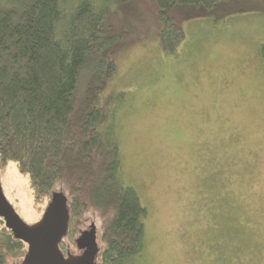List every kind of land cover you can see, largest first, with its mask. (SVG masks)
<instances>
[{"label":"rangeland","instance_id":"374dc122","mask_svg":"<svg viewBox=\"0 0 264 264\" xmlns=\"http://www.w3.org/2000/svg\"><path fill=\"white\" fill-rule=\"evenodd\" d=\"M145 27L148 38L117 57L104 92L125 91L113 115L120 175L148 210L137 261L264 264V14L188 20L174 54L163 50L154 23ZM0 175L24 220H38L16 163ZM91 221L99 226L89 212L86 227ZM231 225L241 228L235 241Z\"/></svg>","mask_w":264,"mask_h":264},{"label":"trees","instance_id":"16d2710c","mask_svg":"<svg viewBox=\"0 0 264 264\" xmlns=\"http://www.w3.org/2000/svg\"><path fill=\"white\" fill-rule=\"evenodd\" d=\"M247 12L264 14V0H0V171L16 163L40 215L52 194L64 191L65 254L94 225L96 264H145L137 260L148 210L121 178L113 120L125 91L104 95L117 57L148 38L150 22L163 50L174 54L186 21ZM260 54L264 62V43ZM89 212L99 226L86 227ZM240 230L231 225L227 232L235 241ZM27 250L0 217V264L22 260ZM233 251L238 256L242 248Z\"/></svg>","mask_w":264,"mask_h":264},{"label":"water","instance_id":"95a60500","mask_svg":"<svg viewBox=\"0 0 264 264\" xmlns=\"http://www.w3.org/2000/svg\"><path fill=\"white\" fill-rule=\"evenodd\" d=\"M0 217L16 237L28 243L20 264H96L99 246L94 225L92 230H83L76 239L79 248L89 247L84 252L65 254L59 246L70 219L68 197L63 191H55L41 217L27 223L7 198L0 178Z\"/></svg>","mask_w":264,"mask_h":264},{"label":"flooded vegetation","instance_id":"af4514ba","mask_svg":"<svg viewBox=\"0 0 264 264\" xmlns=\"http://www.w3.org/2000/svg\"><path fill=\"white\" fill-rule=\"evenodd\" d=\"M83 230H86V229H83ZM83 230L81 232H83ZM80 235H81V233H80ZM87 247H88L87 245H84L83 247H80L79 253H73V252H70V253H72V254H80V253L84 252L87 249Z\"/></svg>","mask_w":264,"mask_h":264}]
</instances>
